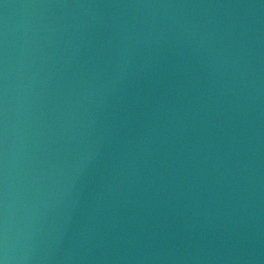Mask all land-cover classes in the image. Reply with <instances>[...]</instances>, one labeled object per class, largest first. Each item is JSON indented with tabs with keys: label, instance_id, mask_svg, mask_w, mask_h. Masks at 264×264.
Returning a JSON list of instances; mask_svg holds the SVG:
<instances>
[{
	"label": "water",
	"instance_id": "1",
	"mask_svg": "<svg viewBox=\"0 0 264 264\" xmlns=\"http://www.w3.org/2000/svg\"><path fill=\"white\" fill-rule=\"evenodd\" d=\"M0 264H264V0H0Z\"/></svg>",
	"mask_w": 264,
	"mask_h": 264
}]
</instances>
